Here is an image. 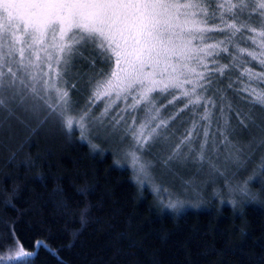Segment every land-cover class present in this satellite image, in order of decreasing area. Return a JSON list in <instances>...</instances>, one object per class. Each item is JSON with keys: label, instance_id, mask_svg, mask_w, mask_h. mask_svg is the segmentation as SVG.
I'll list each match as a JSON object with an SVG mask.
<instances>
[{"label": "trees", "instance_id": "obj_1", "mask_svg": "<svg viewBox=\"0 0 264 264\" xmlns=\"http://www.w3.org/2000/svg\"><path fill=\"white\" fill-rule=\"evenodd\" d=\"M241 19L248 20V13ZM249 22L260 26L256 13ZM212 35L224 38L219 33ZM239 38L238 34L234 41L240 47L254 49L250 41ZM229 51L247 63L231 68L230 59L220 53L219 64H229L231 75L226 78V69L224 77L214 78L216 100L224 108L219 113L260 115L253 113L259 107L248 104L246 95H238L227 85L235 82L233 88L238 89L240 81L247 83L240 76L243 67L256 72L261 68L233 47ZM94 55L89 52L86 57ZM97 67H103L99 60ZM75 68L81 75L94 73L88 62H79ZM80 85L78 91H70L72 111L86 104L89 96L88 86ZM207 95L214 97L211 92ZM3 99L0 264H264V144L261 150L254 146L252 128L236 123L243 134L237 139L246 146H241L244 154L240 156L246 158L244 165L234 167L235 176L218 173L220 190L208 188L202 197L181 200L193 207L170 210L165 202L174 201L163 192L156 194L151 180L138 184L106 144L95 142L94 151L76 131L67 134L59 122L45 119V109L37 112L31 96L23 103L7 93ZM161 169L156 167L153 173L160 177ZM218 171L226 173L221 168ZM245 183L250 194L231 193ZM14 188L19 189L18 195L13 194ZM85 213L86 225L81 223ZM16 242L35 255L16 259Z\"/></svg>", "mask_w": 264, "mask_h": 264}, {"label": "snow or ice", "instance_id": "obj_2", "mask_svg": "<svg viewBox=\"0 0 264 264\" xmlns=\"http://www.w3.org/2000/svg\"><path fill=\"white\" fill-rule=\"evenodd\" d=\"M246 12L248 20L242 21ZM252 13L258 16L259 28L249 22ZM214 33L224 39L210 43ZM238 34L254 49L240 47L234 41ZM230 45L257 62L261 71L243 67L240 76L247 83L240 81L234 89L235 82H230L227 87L246 95L251 106L264 109V89L252 87L253 82L264 84V0H0V106L6 93L13 100L19 97L21 103L31 96L36 110H46L45 119L59 122L69 135L78 129L81 140H87L94 151L98 146L86 133L96 127L120 128L134 142V150L126 153L134 173L148 176L153 165L143 159V153L150 152L159 138H167L169 120L161 116L160 99L171 96L168 103L174 104L186 98L185 108L192 106L194 114L197 107L203 109L200 120L204 122L193 121L165 166L186 154V148L191 151L201 134V150L210 145L211 109L216 104L207 94L215 91L217 75L224 77L226 69V78L231 75L229 64H219L220 53L230 59L231 68L247 63L229 51ZM86 50L95 55L85 57ZM80 59H86L94 73L85 81L87 103L73 116L69 114L74 106L70 91H78L72 81L83 78L73 71ZM97 60L103 67H97ZM101 101L103 111L95 116L92 109ZM120 102L124 107L110 115ZM137 113L142 114L139 122ZM240 123L247 128L243 120ZM224 140L230 143L227 135ZM234 159L240 160L239 149ZM16 243V259L35 255Z\"/></svg>", "mask_w": 264, "mask_h": 264}, {"label": "rangeland", "instance_id": "obj_3", "mask_svg": "<svg viewBox=\"0 0 264 264\" xmlns=\"http://www.w3.org/2000/svg\"><path fill=\"white\" fill-rule=\"evenodd\" d=\"M233 2H236V0H233ZM241 20L243 21V19ZM220 39H224V38L214 39L209 42L214 43ZM231 47L232 46L230 45L229 48ZM89 52L91 51L90 50L84 51V56L86 57V54H88ZM242 55L246 56L245 54ZM79 62L82 63L88 61L86 59H80L76 61V65ZM79 67L82 68L81 66H78V68ZM74 69L73 71L76 72ZM88 76L91 75L84 73L82 75L83 77L82 79L75 80L77 86H79L80 84H81L80 86L82 87L88 86L87 83L85 82ZM252 87H256L258 89H264V84L258 85L255 82H253ZM213 88L215 89V91L214 92L210 91V92L214 94L213 100L216 104V109H211L213 113L212 116L213 123L209 131L210 145L206 147L204 150H201L200 145L204 143L201 134V138L191 145V151H189L186 148L185 149L186 154H182L177 159H173L169 161L167 166H165L164 161L169 157V155H171V153L174 150V147L180 143V140L183 138L186 130L192 127L193 121L197 122L198 124L204 123L203 121L200 120L201 115H203V109L197 107L195 109V114H194L192 111V106L185 108L186 98L177 99L175 100L174 104L168 103V101L172 99L171 96L162 98L158 101V106L162 107L161 116L164 119L169 120V123H168V128L165 132L167 138L166 139L159 138L155 143V145L152 147V150L150 152L145 151L143 153V159L145 161H151L153 165V167L150 169V175L148 176L137 175L134 173L131 166V160L129 157L126 156L127 152L134 150V142L131 139V137L129 135H125L120 128L116 129L115 131H112L110 128L101 130L98 127H96L92 133L90 134L86 133V135H88L89 140H91L93 144H95V142H97L96 144L104 143L109 148L113 149L119 163L122 162L124 166H128V168L132 171V174L135 177V181L138 184L140 185H144L145 183L148 184V181L151 180V182L156 184L155 188L160 189L161 187L162 189L159 191V193L163 192V195L166 196V199L170 197L171 200L174 201L172 204L171 203L169 204V202H165L168 200L164 199L165 202L164 207L166 206L165 208L170 210L172 209L183 210L182 208L184 207H189V208L193 207L192 204L186 203L181 200L189 196L195 198L202 197L201 194L203 193V191H206L208 188H212L214 189V191L220 190L222 188L220 181L221 177L217 174L219 173L223 177H225L226 174L235 176L234 167L238 166L239 163L240 165L242 164L244 165V159L246 157L240 156L239 161H236L234 159V153L236 152L237 149L240 150V154L242 155L244 154V151L241 148L242 147L244 149L246 148V146H244L241 143L240 138L237 139L238 136H243L242 132H239V130H237L239 129L238 124L240 123L241 120H243L244 124L247 125V128L249 130L252 128L253 131L250 130V132L253 134L254 146H257L261 150V148L263 147L262 145L264 144V127L259 125L261 121L262 124H264V109H262L259 106L258 107L260 111L258 109H254L253 113L261 112L260 115H256V116L254 115L243 116L241 113H239V117L237 116L232 117L228 114H222V112L220 114L219 110L221 109L224 110V108L219 106V103L216 100V91L218 87L216 88L215 86H213ZM177 95L179 96V93H177ZM70 96L72 98L71 92H70ZM55 99H56L55 95L52 94L53 103L55 102ZM181 102L183 103V105L179 104ZM85 105L86 104L81 106L76 111L70 112L69 114L73 116H78L80 111L84 109ZM103 107H104V102L103 101L99 102L92 109L93 115L98 116L100 112L103 111ZM122 107H124V104L122 102L118 103L115 107H113V109L110 112V115L115 114L119 110V108ZM181 109H183V111H181ZM37 112H39V110H37ZM44 112L47 116V112L46 111ZM173 116H175V119H171V117ZM136 119L139 122L142 119V114L137 113ZM129 122H130V118H129ZM254 125L259 127H256ZM122 127L123 125H121V128ZM74 131H76L78 135H80L78 129L74 128ZM213 134H215L214 147L211 145ZM224 135H227V139L228 141H230V143L225 144ZM200 156L204 157L202 161L199 159ZM261 161H264V156L262 157ZM156 167H158V169L159 167H161L162 168L161 170L164 171V173H162L160 177L159 175L156 176L153 173ZM219 167L221 169H224L226 173H220L218 171V169L220 170ZM249 184L248 183L243 184L242 189L233 188L231 193L235 192V194L239 193L246 196L248 195V193L249 194L251 193V190L249 191L248 189ZM162 186H166L167 189L166 187H162ZM159 193L157 192L156 194ZM160 202L163 203V201ZM200 204L201 202L199 203V205Z\"/></svg>", "mask_w": 264, "mask_h": 264}, {"label": "clouds", "instance_id": "obj_4", "mask_svg": "<svg viewBox=\"0 0 264 264\" xmlns=\"http://www.w3.org/2000/svg\"><path fill=\"white\" fill-rule=\"evenodd\" d=\"M13 194H14V195H18V194H19V189H18V188H14V189H13ZM87 207L90 208V205H88ZM81 223L84 224V225H86V223H87L86 213H85V215L83 216V219H81Z\"/></svg>", "mask_w": 264, "mask_h": 264}]
</instances>
